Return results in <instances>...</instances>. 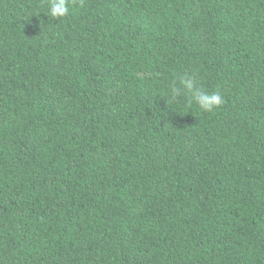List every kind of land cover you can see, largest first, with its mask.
<instances>
[{
	"label": "trees",
	"instance_id": "16d2710c",
	"mask_svg": "<svg viewBox=\"0 0 264 264\" xmlns=\"http://www.w3.org/2000/svg\"><path fill=\"white\" fill-rule=\"evenodd\" d=\"M50 2L0 0V264H264V0Z\"/></svg>",
	"mask_w": 264,
	"mask_h": 264
},
{
	"label": "clouds",
	"instance_id": "9594fccd",
	"mask_svg": "<svg viewBox=\"0 0 264 264\" xmlns=\"http://www.w3.org/2000/svg\"><path fill=\"white\" fill-rule=\"evenodd\" d=\"M49 13L53 19L66 17L69 13L68 0H51L49 5ZM180 84L187 89L199 108L205 112H212L223 103L219 92H206L197 87L195 81L191 78L182 79ZM180 91L179 88L171 89L172 95L175 96Z\"/></svg>",
	"mask_w": 264,
	"mask_h": 264
}]
</instances>
